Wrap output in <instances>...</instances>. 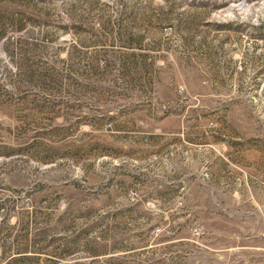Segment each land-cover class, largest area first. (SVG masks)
<instances>
[{"label": "rangeland", "instance_id": "1", "mask_svg": "<svg viewBox=\"0 0 264 264\" xmlns=\"http://www.w3.org/2000/svg\"><path fill=\"white\" fill-rule=\"evenodd\" d=\"M264 0H0V264H264Z\"/></svg>", "mask_w": 264, "mask_h": 264}, {"label": "built area", "instance_id": "2", "mask_svg": "<svg viewBox=\"0 0 264 264\" xmlns=\"http://www.w3.org/2000/svg\"><path fill=\"white\" fill-rule=\"evenodd\" d=\"M263 117H264V104H263Z\"/></svg>", "mask_w": 264, "mask_h": 264}]
</instances>
